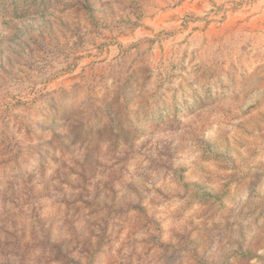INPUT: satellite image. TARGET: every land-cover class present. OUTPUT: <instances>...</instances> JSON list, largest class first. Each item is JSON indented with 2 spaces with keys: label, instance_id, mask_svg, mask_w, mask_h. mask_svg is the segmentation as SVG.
I'll return each mask as SVG.
<instances>
[{
  "label": "rangeland",
  "instance_id": "obj_1",
  "mask_svg": "<svg viewBox=\"0 0 264 264\" xmlns=\"http://www.w3.org/2000/svg\"><path fill=\"white\" fill-rule=\"evenodd\" d=\"M0 264H264V0H0Z\"/></svg>",
  "mask_w": 264,
  "mask_h": 264
}]
</instances>
